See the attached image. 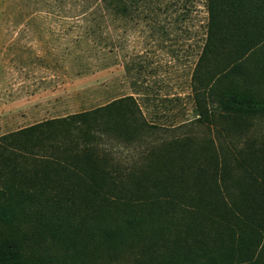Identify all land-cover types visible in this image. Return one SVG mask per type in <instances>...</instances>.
Returning a JSON list of instances; mask_svg holds the SVG:
<instances>
[{
	"label": "trees",
	"instance_id": "trees-1",
	"mask_svg": "<svg viewBox=\"0 0 264 264\" xmlns=\"http://www.w3.org/2000/svg\"><path fill=\"white\" fill-rule=\"evenodd\" d=\"M150 2L94 1L123 19ZM205 8L194 75L203 92L194 98L226 115L262 110L264 0H205ZM143 128L148 121L128 96L1 136L0 264H79L102 242L147 234L169 238L163 264H264V155L238 158L243 178L231 198L230 172L212 151L182 145L125 173L92 146L100 132L134 141Z\"/></svg>",
	"mask_w": 264,
	"mask_h": 264
},
{
	"label": "rangeland",
	"instance_id": "rangeland-1",
	"mask_svg": "<svg viewBox=\"0 0 264 264\" xmlns=\"http://www.w3.org/2000/svg\"><path fill=\"white\" fill-rule=\"evenodd\" d=\"M94 1L0 0V137L133 96L150 129L134 141L98 133L92 146L108 167L132 173L182 145L209 150L225 161L229 195L237 197L238 158L264 155V107L226 115L194 98L203 92L194 75L205 0H151L129 19L96 11ZM257 95L264 99V90ZM162 238L102 242L79 264H163L170 245Z\"/></svg>",
	"mask_w": 264,
	"mask_h": 264
}]
</instances>
